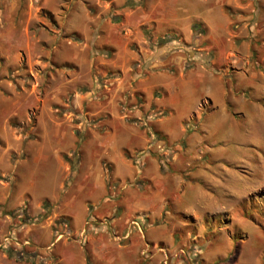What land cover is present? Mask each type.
I'll return each mask as SVG.
<instances>
[{
	"label": "crops",
	"instance_id": "1",
	"mask_svg": "<svg viewBox=\"0 0 264 264\" xmlns=\"http://www.w3.org/2000/svg\"><path fill=\"white\" fill-rule=\"evenodd\" d=\"M263 100L264 0H73L0 15V236L21 243L0 247V264H163L147 245L169 264H264L263 226L222 220L231 211L210 189L229 190L205 128L239 134L246 114L264 121ZM18 208L32 224L3 215ZM87 222L82 242L56 239Z\"/></svg>",
	"mask_w": 264,
	"mask_h": 264
},
{
	"label": "rangeland",
	"instance_id": "2",
	"mask_svg": "<svg viewBox=\"0 0 264 264\" xmlns=\"http://www.w3.org/2000/svg\"><path fill=\"white\" fill-rule=\"evenodd\" d=\"M72 1L73 0H0V15L5 16L6 19L19 17L22 19H31V16L33 17L37 10H40L43 6L56 8L67 5ZM41 13L43 14L41 15L42 18L51 15L50 13L46 15L45 12ZM256 118V114H246L244 118L239 121L241 128L239 134L231 130L225 122L207 121L205 123V128H210L208 133H214V135L209 136L211 137L210 141L215 144L214 150L217 151L219 158L223 159L219 162L221 165L214 164L213 169L216 171V175L226 180L224 185H227L223 187H228V196L225 192V195L222 193V188H220V186L217 188L218 191L212 187V189H209L214 191L215 198L218 199L217 203H223L231 211L229 216L224 215L222 217L224 222L226 218L230 219V217H237L261 224L264 229V121L260 122L259 120L258 122H254ZM215 133L217 134L215 135ZM209 137L207 135V138ZM230 162H233V168L230 167ZM222 164L225 171L221 169ZM35 197L36 199L39 198V194L35 193ZM18 210L19 208L12 211L7 210L6 213L2 212L3 215L9 214L15 221L29 223L28 217L18 216L21 212ZM219 219L220 216L218 215L211 217V219H209V225L219 221ZM30 224H32V222H30ZM233 228L237 233L240 231L244 233L251 232L254 235L257 232L252 224L248 222H238L236 225H233ZM214 230L216 231V229ZM7 231L8 228L2 232L7 233ZM237 233L230 231L229 235H237ZM208 235H210V240L212 241H215L216 237L219 236L213 232L209 233L208 231H203V237H207ZM254 236H256V241L261 238L259 235ZM233 239L234 242H239L241 240L238 235ZM185 246L188 247L189 244ZM16 247L19 248L20 246Z\"/></svg>",
	"mask_w": 264,
	"mask_h": 264
},
{
	"label": "built area",
	"instance_id": "3",
	"mask_svg": "<svg viewBox=\"0 0 264 264\" xmlns=\"http://www.w3.org/2000/svg\"><path fill=\"white\" fill-rule=\"evenodd\" d=\"M151 140H152L151 144L156 145L157 148L163 153V155H166V153H165V151L167 149L166 143L163 140L158 139L156 137H154ZM105 224H107V222H105ZM130 225H131V229H132V227L133 228L135 227V228H138V230H140L142 232L141 223H140L139 219L134 218L133 220H131ZM89 231H90V224H89V222H87L85 227L82 229V231H80V233L78 235L73 234L71 231H64V232L62 231V232L56 234V239L60 240V239L67 238L70 240L82 242V239L88 234ZM114 237L116 238V240H121V238L118 234H114ZM7 245H13L16 247V246H21V243H19V241L17 239H15L13 236H11L10 234L2 235L0 237V247H4ZM155 250L163 253V264H169L172 256L168 253L167 249L163 248L162 246L147 245L145 247V249L143 250L142 255L145 258H148V257H150V255ZM179 251L182 254H188V251L185 248H181ZM174 256L177 257V254L176 255L174 254Z\"/></svg>",
	"mask_w": 264,
	"mask_h": 264
}]
</instances>
